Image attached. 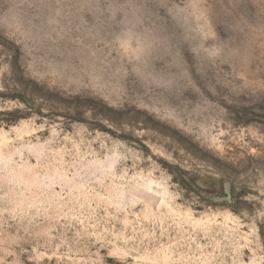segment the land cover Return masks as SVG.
Segmentation results:
<instances>
[{"label": "rangeland", "instance_id": "rangeland-1", "mask_svg": "<svg viewBox=\"0 0 264 264\" xmlns=\"http://www.w3.org/2000/svg\"><path fill=\"white\" fill-rule=\"evenodd\" d=\"M0 264H264V0H0Z\"/></svg>", "mask_w": 264, "mask_h": 264}]
</instances>
